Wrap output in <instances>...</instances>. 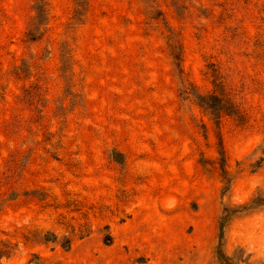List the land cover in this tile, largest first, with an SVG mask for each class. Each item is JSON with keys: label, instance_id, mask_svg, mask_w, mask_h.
<instances>
[{"label": "rangeland", "instance_id": "374dc122", "mask_svg": "<svg viewBox=\"0 0 264 264\" xmlns=\"http://www.w3.org/2000/svg\"><path fill=\"white\" fill-rule=\"evenodd\" d=\"M0 264H264V0H0Z\"/></svg>", "mask_w": 264, "mask_h": 264}, {"label": "trees", "instance_id": "16d2710c", "mask_svg": "<svg viewBox=\"0 0 264 264\" xmlns=\"http://www.w3.org/2000/svg\"><path fill=\"white\" fill-rule=\"evenodd\" d=\"M227 105H229L228 102H226ZM201 105L206 108L207 110H211L212 113H216L220 111L219 106H223L221 99L215 94H210L207 96H202L201 97ZM228 216H223L221 217L219 221V236L222 239L223 236V230H224V225L228 220Z\"/></svg>", "mask_w": 264, "mask_h": 264}]
</instances>
